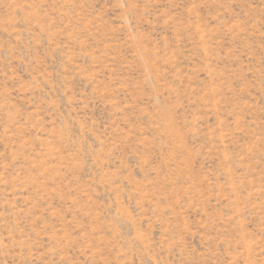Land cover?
Masks as SVG:
<instances>
[{
  "label": "rangeland",
  "instance_id": "rangeland-1",
  "mask_svg": "<svg viewBox=\"0 0 264 264\" xmlns=\"http://www.w3.org/2000/svg\"><path fill=\"white\" fill-rule=\"evenodd\" d=\"M0 264H264V0H0Z\"/></svg>",
  "mask_w": 264,
  "mask_h": 264
}]
</instances>
